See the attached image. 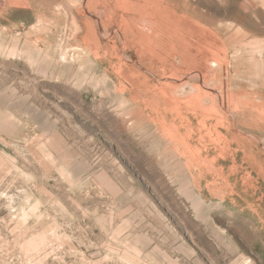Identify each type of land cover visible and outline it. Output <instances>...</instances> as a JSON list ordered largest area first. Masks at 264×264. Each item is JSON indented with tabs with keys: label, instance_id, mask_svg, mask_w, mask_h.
I'll use <instances>...</instances> for the list:
<instances>
[{
	"label": "rangeland",
	"instance_id": "374dc122",
	"mask_svg": "<svg viewBox=\"0 0 264 264\" xmlns=\"http://www.w3.org/2000/svg\"><path fill=\"white\" fill-rule=\"evenodd\" d=\"M0 264H264V0H0Z\"/></svg>",
	"mask_w": 264,
	"mask_h": 264
},
{
	"label": "bare ground",
	"instance_id": "6f19581e",
	"mask_svg": "<svg viewBox=\"0 0 264 264\" xmlns=\"http://www.w3.org/2000/svg\"><path fill=\"white\" fill-rule=\"evenodd\" d=\"M209 58H210V57H209ZM209 58H207V59H209ZM213 59H214V58H213ZM210 60H212V59H210ZM220 61H221V60H220ZM220 61H219V62H220ZM212 62H213V60H212ZM217 64H218V63H217ZM221 64H222V63H221ZM221 64H220V65H221ZM216 74H217V73H216ZM255 83H256V82H255ZM180 84H181V83H180ZM194 86H195V85H194ZM225 86H226V85H225ZM218 87H219V86H218ZM201 88H202V87H200L199 85H196L195 88H194V89L198 92V98H199V101H197V103H199V105L202 104V103H201V100L204 98L203 96L205 95V97H206V96L208 95V93H209V92H208L207 94L204 93V92L202 91ZM220 88H221V87H220ZM222 88H224V87H222ZM192 89H193V88H192ZM219 90H220V89H219ZM213 91H214V90H213ZM222 91H223V90H222ZM222 91H221V92H222ZM206 92H207V91H206ZM224 93H226V92H224ZM211 94H212V92H211ZM209 95H210V94H209ZM209 95H208V96H209ZM226 95L229 96L228 93H226L225 95L223 94V96H225V97H226ZM232 95H233V93H232ZM213 96H214V95H213ZM218 96H219V95H218ZM228 98H229V97H228ZM231 100H232V99H231ZM203 102H204V101H203ZM191 103H192V102H191ZM191 105H192V104H191ZM195 105H196V103H193V106H195ZM202 105H203V104H202ZM200 106H201V105H200ZM203 106H204V105H203ZM203 106H201V107H203ZM212 106H213V104H212ZM212 106H211L210 108H212ZM196 107H197V106H196ZM215 109H216V108H215ZM217 109H218V108H217ZM214 112H215V111H214ZM182 118H183V117H182ZM184 118H185V117H184ZM214 125H215V124H214ZM212 127H213V126H212ZM226 127H227V126H226ZM214 128H216V126H215ZM209 129H210V128H209ZM214 130H215V129H213V131H214ZM216 130H217V129H216ZM216 130H215L216 134L220 137L221 135H220L219 130H218V131H216ZM209 133H210V132H209ZM227 133H228V132H227ZM227 133H226V134H227ZM211 134H212V133H211ZM216 134H214V135H216ZM223 137H224V138H227L226 135H224ZM224 141H225V140H224ZM229 142H230V141H229ZM227 144H228V143H227ZM183 149H185V148H183ZM185 150H186V149H185ZM185 150H184V151H185ZM187 150H188V149H187ZM187 150H186V151H187ZM189 151H190V150H189ZM182 153H183V152H182Z\"/></svg>",
	"mask_w": 264,
	"mask_h": 264
}]
</instances>
